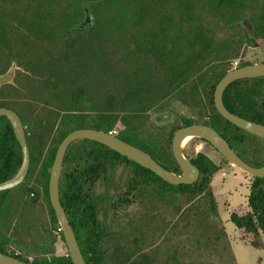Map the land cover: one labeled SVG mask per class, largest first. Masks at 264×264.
Wrapping results in <instances>:
<instances>
[{
	"label": "trees",
	"instance_id": "1",
	"mask_svg": "<svg viewBox=\"0 0 264 264\" xmlns=\"http://www.w3.org/2000/svg\"><path fill=\"white\" fill-rule=\"evenodd\" d=\"M87 1L0 0V12L1 9H6L5 22L9 26H22L29 35L40 41H56V44L36 46L29 43L28 40L31 39L26 34L20 38L21 44L12 45L10 42V54L55 57L47 62L38 59L34 64L44 69L47 83H64L61 92H57L61 97V105L54 112L48 113L46 123L38 124L41 133L38 143H41L44 135L48 140L43 158L37 160L35 157L33 139L26 130L31 165L25 182L19 186L25 187L26 192L28 189L37 190L48 202L53 230L50 229L46 234L51 237L57 234L52 237L50 246L43 244L35 247L26 240L14 239L11 231L15 226L17 203L10 195L16 188L0 193V251L30 264H74L68 251L63 256L56 255L54 251L58 238L65 246L66 242L63 233L59 231L60 225L50 202L49 181L59 146L70 133L85 128L87 118H92V115L97 119L95 129L116 134L119 139L149 153L167 170L181 174L182 169L172 148L175 133L149 132L146 121L150 114L163 107L168 100L181 99L185 102L186 98L193 97L195 93H202L206 95L210 108L205 111V116L209 114L210 120L204 124L216 129L245 162L255 167L264 166V140L226 120L214 104L216 86L232 68L225 67L208 90L204 84L207 79L192 77V74L214 71L213 64L199 66L195 59H185L184 74L179 79L157 77L148 66V59H145L148 34L146 26L150 22V13L160 12L162 0H89V6H85ZM86 10L93 11L95 22L88 31H83L79 25L86 17ZM116 35L120 36L116 40L120 44L119 46L117 43L122 58L116 59L115 64L103 59L102 64L106 68L101 94L103 103L95 112L97 105L90 99V110L87 114L80 113L75 101L71 102V106L68 102L67 96L69 98L72 90L66 86V80L70 78L63 74L72 72V80L80 78L79 74L84 72L86 65L85 59L97 61V47L104 49L108 37H113L114 40ZM236 61L229 59L231 66ZM249 64L243 62L241 67ZM112 65L116 68V80L107 73H114ZM77 98L81 100V93ZM223 101L231 113L264 125V78L235 81L225 90ZM185 125L191 124L187 121ZM189 160L200 169V178L192 185L175 186L98 142L78 140L68 148L59 184L60 200L86 264H159L139 249H134L135 246L131 247L129 242L116 245V248L111 245L109 220L113 209L124 208L135 200L139 201V198L173 204L176 212L183 209L181 206L187 205L189 209L185 212L186 215L191 214L203 220L208 219V216L218 217V203L212 183L222 166L204 153ZM224 160L230 164L225 158ZM22 161L21 146L12 125L7 118H3L0 122V183L10 179L18 171ZM39 163L41 189L28 184ZM119 169L128 172L127 188L116 200L108 203L107 196H99L96 187L111 179ZM230 220L238 229L242 242L264 248V178L252 177L246 204L233 209ZM219 238L216 236L212 239L207 235L204 243L206 246L209 243L215 244L220 241ZM18 251H28L35 258L30 261ZM229 254L236 264L230 246ZM170 261L167 264H179L177 257Z\"/></svg>",
	"mask_w": 264,
	"mask_h": 264
},
{
	"label": "rangeland",
	"instance_id": "2",
	"mask_svg": "<svg viewBox=\"0 0 264 264\" xmlns=\"http://www.w3.org/2000/svg\"><path fill=\"white\" fill-rule=\"evenodd\" d=\"M88 2L89 0L85 2V6H89ZM82 22H85V20H82ZM112 38L113 37H108L109 42L107 41L104 44L105 50L97 47V52L99 54L98 59H100L101 62L98 60L94 63L93 60L95 59H85L87 67H90L91 64L95 67V69L92 67L87 69L88 72L95 71V75H88L86 79L89 85V87L87 85L89 88L87 94L88 101L90 102L91 99L93 103H96L95 112H97L100 105V96L104 89L106 68L102 65L103 59H108L109 62L115 64L116 59L122 58L121 54L118 52L120 44L118 40H116L120 39V36L116 35L114 40H112ZM236 60L240 63L249 62L251 64L264 61V59H258L257 56L254 55H250L248 59ZM97 66H100V69H98ZM13 67L15 75L17 67L16 65H13ZM112 67L114 73H107L116 80V68L113 65ZM223 69L221 65L216 66L213 76L204 82L206 88L212 86L217 78L215 76L220 75ZM66 81L68 89H73L70 85V80ZM77 82L80 81H74V83ZM63 84L64 83H62L61 86H63ZM199 95L201 96L202 93ZM199 98L198 96L197 99ZM204 98L205 101L202 100V103L205 104L203 110H210L208 99L207 97ZM185 109V115L181 114V112L174 122L169 124L164 123L166 124L165 126L163 125V122L167 120L165 113L161 114L160 112H156L150 114L146 121L147 130L154 133L163 132L169 134L177 131L178 125L182 123V119L184 118L195 117L193 119L195 122L209 120V114L201 116V110L192 104H187ZM77 110L80 113L83 112L87 114V111L90 109L88 107L85 109L79 106ZM153 114H157L156 117ZM24 115L27 131L33 139L32 145L34 147V155L37 160H39L44 157L48 140L44 135V138L43 136L41 137V143H38L41 136L38 129L40 120H38L34 114L30 116L28 112H24ZM91 117L92 118H87L85 128L83 129H95L97 119L94 115ZM183 149L188 159H192L199 152H202L222 166V169L215 175L212 183V190L218 203V217L208 216V219H204V221L197 216H192L191 214L186 215L185 212L189 209L186 207L187 205L181 206L183 209H181L180 212H176L173 204H168L162 200H156L155 202H151V200L144 201L143 198H139V201L135 200L130 205L124 206V208L113 209L109 220L112 248H116V245L118 246L122 243L125 245L129 242L131 247L135 246L134 249H139L140 252L146 254L149 259L158 261L159 264H167L168 261L171 262V258L173 259L174 257L178 258L179 264H234L229 254L230 246L236 264H264V248L262 246H255L242 242L238 229L230 220L231 211L240 205L246 204L250 194L252 176L243 172L238 167L227 164L218 151L214 150L211 145L202 142L199 138H191L188 140L184 144ZM39 168L40 163L37 164V170L33 179L28 182L29 185H33L36 188H40L38 182L40 179L38 173ZM127 183L128 172L119 169L112 179L109 190L107 191V183H103L97 188V193L99 196H107V194H109L111 200H116V198L126 191ZM10 196H15L17 198L21 196V210L24 209L25 212H23V215L26 216L28 220L22 222V218H20L22 214H16V217H18L16 229L13 228L11 231L14 239L26 240L33 246L35 245V247L43 244L50 246L53 239L52 237L57 236V234H54L52 237L46 234L50 229L53 230L50 225L49 206L46 200L41 199L35 205H31L25 187H19L14 190ZM109 202L110 201H108V203ZM207 235L212 239L219 236L220 241H216L215 244L209 243V245L206 246L204 241ZM54 251L56 255L63 256L67 254L68 250L65 244L58 238L55 243ZM18 252L30 261H33L35 258L32 253L28 251Z\"/></svg>",
	"mask_w": 264,
	"mask_h": 264
},
{
	"label": "flooded vegetation",
	"instance_id": "3",
	"mask_svg": "<svg viewBox=\"0 0 264 264\" xmlns=\"http://www.w3.org/2000/svg\"><path fill=\"white\" fill-rule=\"evenodd\" d=\"M161 5L162 7L159 13H150V22L146 26L148 34L145 59H148V66L155 72L157 77L164 79L181 78L184 74L185 59H195L199 66L202 64H213L214 71H203L192 74V77H200L207 80L213 76L216 66L221 65L223 68L229 67L232 70L241 68L243 62L240 63L237 60L231 66L229 59H248L250 55L257 56L258 59H264V0H162ZM5 13L6 9H1L0 77L8 74L13 68V65H16L17 71L13 76L12 82L0 85V109L6 108L14 111L20 117L27 130L24 112H28L30 116L34 114L40 122L46 123L48 113L54 112L61 105V97L57 92H61L62 82H56L57 84L55 85L47 83L44 69L34 64L38 59H44L47 62L48 59H55V57L11 55L8 50V45H10V42L12 45L21 44L20 38L26 34L31 39L28 40L29 43L35 44L36 46L46 43L50 45L56 44V41H40V39L29 35L22 26H9L5 22ZM92 15L94 19L93 11L86 10V17ZM88 30L84 29L83 31ZM98 60L100 61V59ZM93 62L96 63V60H93ZM86 65L84 72L79 74L80 78L75 79L80 82L74 83L75 80L71 79L74 76L72 72H65L63 74V76L70 78V85L74 89H71L72 94L69 98L67 96L70 106L71 102L75 101L77 106L81 108L86 109L88 107L89 101L87 94L89 85L86 79L88 75H95V71L88 72L87 69L91 67L95 69V67L92 64L90 67ZM97 68L100 69V66H97ZM219 76L216 75L215 77L218 78ZM53 81H55V78H53ZM80 93L81 100L77 98ZM198 96L201 99H197ZM204 97L206 95L202 94L200 96L195 93L193 97L186 98L187 100L185 102L181 99H170L156 112L166 114L167 120L163 122L164 126L166 125L164 123L169 124L174 122L181 112V114L185 115V106L187 104H192L200 109V115L204 116L205 111L203 109L205 104L202 103V100L205 101ZM102 103L103 100L100 96V104L102 105ZM153 115L156 117L157 114ZM3 118L6 117H1L0 122ZM194 118L182 119V123L178 125L177 131L187 127L185 125L187 121L191 125H205L204 123L210 120L195 122L193 120ZM201 141L208 144L206 141ZM214 150L216 149L214 148ZM208 157L212 159L210 156ZM115 173L116 171L114 175ZM113 177L101 183H107V191L112 184ZM38 182L40 186L38 189H41V179ZM17 187L16 189H18ZM31 193L37 195L38 198H33ZM27 195L31 201V205H35L41 199L45 200L35 189H28ZM107 198L108 201L111 200L109 194H107ZM12 199L16 200L17 203L16 214H22L20 218H22V222H25L27 218L23 215V212H25L24 209L21 210V196L19 198L14 196ZM48 212L49 220L51 221L50 207ZM15 219L14 227H16L18 217Z\"/></svg>",
	"mask_w": 264,
	"mask_h": 264
},
{
	"label": "water",
	"instance_id": "4",
	"mask_svg": "<svg viewBox=\"0 0 264 264\" xmlns=\"http://www.w3.org/2000/svg\"><path fill=\"white\" fill-rule=\"evenodd\" d=\"M94 19L88 16L85 22L80 24V28L89 29L93 26ZM14 76V67L5 76L0 77V85L9 83ZM264 78V62L244 66L227 73L218 83L214 103L219 114L226 120L244 130L245 132L264 140V125L252 122L238 115L231 113L225 106L223 95L229 85L238 80ZM6 117L12 125L14 134L22 150L23 161L18 171L7 181L0 183V193L12 190L21 185L27 178L31 165L30 149L27 141L26 128L20 117L12 110L0 109V118ZM199 138L212 145L231 165L238 167L243 172L255 178H264V166L255 167L245 162L231 148L228 142L214 128L206 125H191L179 129L173 138V154L182 169V174H176L164 168L149 153L131 145L121 139L116 134L96 129H80L70 133L61 143L57 150L55 161L51 168L49 193L52 207L55 211L57 220L65 238L66 247L74 264H86L81 252L74 229L62 206L59 194V184L63 171V163L68 148L78 140H91L98 142L122 156L134 161L144 168L152 171L165 182L171 185H192L200 177V169L194 165L184 154V144L186 140ZM32 197L38 196L31 193ZM0 264H30L0 251Z\"/></svg>",
	"mask_w": 264,
	"mask_h": 264
},
{
	"label": "built area",
	"instance_id": "5",
	"mask_svg": "<svg viewBox=\"0 0 264 264\" xmlns=\"http://www.w3.org/2000/svg\"><path fill=\"white\" fill-rule=\"evenodd\" d=\"M59 231H61V232H62L61 228L59 229Z\"/></svg>",
	"mask_w": 264,
	"mask_h": 264
},
{
	"label": "bare ground",
	"instance_id": "6",
	"mask_svg": "<svg viewBox=\"0 0 264 264\" xmlns=\"http://www.w3.org/2000/svg\"><path fill=\"white\" fill-rule=\"evenodd\" d=\"M188 140H189V139H188ZM188 140H186V142H187ZM186 142H185V143H186Z\"/></svg>",
	"mask_w": 264,
	"mask_h": 264
},
{
	"label": "crops",
	"instance_id": "7",
	"mask_svg": "<svg viewBox=\"0 0 264 264\" xmlns=\"http://www.w3.org/2000/svg\"><path fill=\"white\" fill-rule=\"evenodd\" d=\"M233 166V165H232Z\"/></svg>",
	"mask_w": 264,
	"mask_h": 264
}]
</instances>
